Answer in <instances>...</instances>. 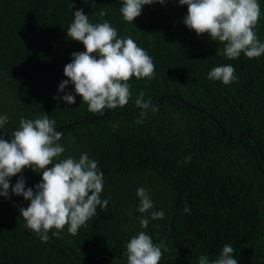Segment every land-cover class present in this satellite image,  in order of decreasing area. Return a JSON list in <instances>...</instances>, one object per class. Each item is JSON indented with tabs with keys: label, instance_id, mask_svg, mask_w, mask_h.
<instances>
[{
	"label": "trees",
	"instance_id": "16d2710c",
	"mask_svg": "<svg viewBox=\"0 0 264 264\" xmlns=\"http://www.w3.org/2000/svg\"><path fill=\"white\" fill-rule=\"evenodd\" d=\"M258 3L255 31L264 42V0ZM122 4L0 0V116H8L0 137L10 139L22 117L48 115L66 149L53 163L87 153L103 173L101 199L108 200L78 234L65 225L49 230L43 242L19 213L30 202L10 187V198L0 196V264H127L126 245L141 231L155 244L164 242L159 264H199L202 255L213 261L225 244L235 249L238 264H264V54L229 60L223 44L184 24L187 5L178 0L143 6L133 23L122 18ZM78 9L93 24L107 20L118 37H132L153 59L154 78L132 77L123 107L90 112L71 83L65 92L75 95V104L54 99L64 95L58 87L68 79L71 54L86 51L67 37ZM228 64L238 81L208 79L211 69ZM140 92L158 111L141 118ZM21 175L26 188L42 179L28 167L9 178L10 185ZM139 187L153 201L150 211L162 210L163 219L137 210ZM144 216L147 228L140 224Z\"/></svg>",
	"mask_w": 264,
	"mask_h": 264
},
{
	"label": "clouds",
	"instance_id": "9594fccd",
	"mask_svg": "<svg viewBox=\"0 0 264 264\" xmlns=\"http://www.w3.org/2000/svg\"><path fill=\"white\" fill-rule=\"evenodd\" d=\"M166 0H123L120 12L122 18L133 23L141 15L142 7L154 3L165 4ZM187 5L184 24L194 30L197 36L208 34L212 41L224 45L223 55L229 60L237 59L241 53L247 58H258L264 54V42H261L255 28L261 18V6L258 0H178ZM106 12L101 10L103 18ZM67 37L81 42L84 52H73L72 61L64 67L68 78L60 82L58 91L64 93L60 99L67 104H75V95L65 92L67 86L74 85V92L88 105V111L103 113L106 109L123 107L132 95L128 81L135 77L154 78L155 65L146 50L139 47L130 36L118 37L116 28L107 20L93 24L83 9L73 14V21L67 29ZM231 64L217 66L208 73V79L229 85L238 81ZM140 92L135 104L141 109V118L151 109L158 111L151 99L145 100ZM8 120L7 115L0 116V129ZM142 123L143 120H137ZM63 133L56 130V121L41 114L36 119L21 118L19 129L11 133L10 139L0 137V196L10 198L11 194L23 196L30 203L19 209L25 220V227L37 233L43 242L48 240L47 232L53 228L61 230L68 225V232L78 234V230L97 214V207L104 208L108 200L101 199L103 191V173L98 162L89 158L87 153L79 159L72 156L59 159L66 151L59 143ZM191 156L185 157L190 162ZM52 165V167H48ZM41 172V182L33 187H25V178L21 175L14 186L10 179L25 168ZM138 211L150 212L151 220L164 218L162 210H153V201L144 187L137 189ZM190 208L185 206L184 212ZM142 227L147 228L149 217L140 219ZM167 251L164 242L155 244L146 232L132 236L124 252L127 264H159ZM235 249L225 244L219 257L213 261L207 256L199 257V264H238L234 258Z\"/></svg>",
	"mask_w": 264,
	"mask_h": 264
}]
</instances>
